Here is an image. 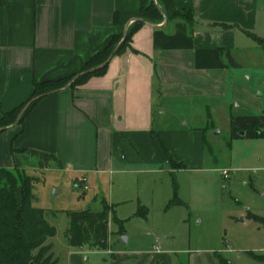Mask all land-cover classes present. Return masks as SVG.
<instances>
[{
	"label": "crops",
	"instance_id": "1",
	"mask_svg": "<svg viewBox=\"0 0 264 264\" xmlns=\"http://www.w3.org/2000/svg\"><path fill=\"white\" fill-rule=\"evenodd\" d=\"M173 4L192 11L196 23H145L132 38L137 53L115 56L105 74L45 96L23 126L0 134V169L43 173L55 165L85 190L108 179L114 184L115 174L126 173V163L168 166L174 175L184 157L172 144L189 148L194 136L201 164L206 131L198 127L192 133L176 132L181 139L168 136L170 130L156 125L159 111L183 122L194 120L191 112L201 106L211 120L213 110H227L234 102L256 113L231 115L233 136L264 139V89L256 99L239 81L241 71L248 72L242 63L251 53L246 39L256 41L246 32L264 39V0ZM142 5V0H0V118L32 97L35 81L81 72L114 36L127 30ZM258 45L264 53V44ZM257 122L261 125L256 129ZM47 155L54 165H47ZM153 260L159 264L157 257Z\"/></svg>",
	"mask_w": 264,
	"mask_h": 264
},
{
	"label": "rangeland",
	"instance_id": "2",
	"mask_svg": "<svg viewBox=\"0 0 264 264\" xmlns=\"http://www.w3.org/2000/svg\"><path fill=\"white\" fill-rule=\"evenodd\" d=\"M246 40L251 53L242 63L248 72L241 71L239 81L259 99L260 88L264 89L260 63H264V53L256 41ZM239 107L234 102L227 110H213L209 120L206 108L200 106L191 112L194 120L183 122L169 115L162 117L159 111L156 125L170 130L168 136L181 139L182 133L176 132L192 133L198 127L206 131L207 153L201 164L194 136L189 148L172 144L183 154L186 165L174 175L168 166L126 163V173L115 174L114 184L108 179L101 187L90 183L85 190L53 162L49 165L54 167L46 172L26 171L37 178L33 206L45 211L56 230L47 244H52L58 264H156L155 257L159 264L173 260L177 264H220L217 255L230 264H264V223L252 217L264 218V139L233 136L230 116L256 113L244 105ZM224 170L229 171V179L223 177ZM175 182L182 204L169 207ZM103 199L114 206L109 216L108 249L94 246L93 240L72 246L67 238L68 214L100 212ZM139 205L147 208V217L136 216Z\"/></svg>",
	"mask_w": 264,
	"mask_h": 264
},
{
	"label": "trees",
	"instance_id": "3",
	"mask_svg": "<svg viewBox=\"0 0 264 264\" xmlns=\"http://www.w3.org/2000/svg\"><path fill=\"white\" fill-rule=\"evenodd\" d=\"M142 4L139 16L127 30L114 36L108 46L97 52L81 72L57 81H35L32 97L13 111L4 113L0 118V134L4 132L3 129L7 130L14 125L23 126L33 108L45 96L66 87L74 89L84 84L90 77L105 74L109 61L115 56L123 55L128 51L137 53L131 47L132 38L145 23L159 25L165 20L183 21L190 26L196 23L194 13L189 10H177L173 0H158L157 3L151 4L142 0ZM115 23L120 25L118 16L115 17ZM246 33L258 43L264 44V39ZM260 125L259 122L255 123V128ZM154 137L161 141L159 136L154 134ZM51 158L52 156L47 155V165ZM36 181L37 178L28 175L24 170L0 169V264H58V260L54 259L52 244H47L48 240L56 235V230L47 221L45 211L33 206V188ZM181 204L175 182L174 198L170 201L169 207ZM111 210L112 207L104 201V209L100 212L86 210L69 213L70 222L67 231L69 243L80 247L93 240L94 246L108 249ZM136 215L147 217L146 208L139 206ZM252 217L264 223V218L256 215ZM217 258L220 264H230L220 255H217ZM179 264L188 263L180 261Z\"/></svg>",
	"mask_w": 264,
	"mask_h": 264
},
{
	"label": "built area",
	"instance_id": "4",
	"mask_svg": "<svg viewBox=\"0 0 264 264\" xmlns=\"http://www.w3.org/2000/svg\"><path fill=\"white\" fill-rule=\"evenodd\" d=\"M222 173H223V177H224L225 179H228V178H229V171L224 170Z\"/></svg>",
	"mask_w": 264,
	"mask_h": 264
},
{
	"label": "water",
	"instance_id": "5",
	"mask_svg": "<svg viewBox=\"0 0 264 264\" xmlns=\"http://www.w3.org/2000/svg\"><path fill=\"white\" fill-rule=\"evenodd\" d=\"M112 57H113V55L111 56V58H112ZM14 126H16V125H14ZM14 126H13V127H14ZM7 129H9V128H7ZM3 130L5 131L6 129H3ZM124 240H125V237L122 238V241H123V242H124Z\"/></svg>",
	"mask_w": 264,
	"mask_h": 264
}]
</instances>
